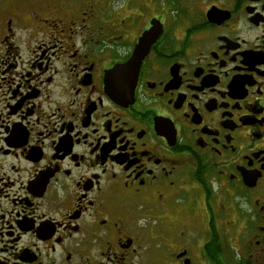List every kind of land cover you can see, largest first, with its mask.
I'll return each instance as SVG.
<instances>
[{"label": "flooded vegetation", "instance_id": "1", "mask_svg": "<svg viewBox=\"0 0 264 264\" xmlns=\"http://www.w3.org/2000/svg\"><path fill=\"white\" fill-rule=\"evenodd\" d=\"M0 264H264V0H0Z\"/></svg>", "mask_w": 264, "mask_h": 264}]
</instances>
